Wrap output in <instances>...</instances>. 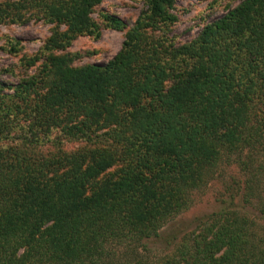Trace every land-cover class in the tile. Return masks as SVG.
Masks as SVG:
<instances>
[{
	"label": "trees",
	"instance_id": "obj_1",
	"mask_svg": "<svg viewBox=\"0 0 264 264\" xmlns=\"http://www.w3.org/2000/svg\"><path fill=\"white\" fill-rule=\"evenodd\" d=\"M102 1L0 0V22L52 24L16 82L0 77V264H264V0L181 44L174 0H144L131 25L103 12L127 28L120 49L74 65ZM221 167L237 175L219 209L151 253Z\"/></svg>",
	"mask_w": 264,
	"mask_h": 264
},
{
	"label": "rangeland",
	"instance_id": "obj_2",
	"mask_svg": "<svg viewBox=\"0 0 264 264\" xmlns=\"http://www.w3.org/2000/svg\"><path fill=\"white\" fill-rule=\"evenodd\" d=\"M239 1L174 0L170 12L174 14L176 20L169 27L167 36L176 44L189 42L203 25L221 16L228 7H233ZM145 6L144 0H103L96 5L90 13V17L96 22L100 34L98 37L78 35L72 40L66 51L78 53V58L73 64L104 63L120 49L127 28L108 27L105 25L101 13L115 14L131 25L140 12L145 9ZM51 26L52 24L37 19L35 16H31L26 21L6 20L0 22V77L2 79L16 82V76L12 73L20 71L19 57L23 54L36 53L51 35ZM64 28L65 26L61 27V29ZM76 144L70 142L64 145L69 149ZM220 170H222L221 176L209 180L205 186L195 191L190 206L161 229L160 237L148 240L151 253L167 250L165 235L168 232L186 231L194 226L196 219L219 209L222 199L229 195L226 187L234 186L231 176L237 175L235 169L231 167H221ZM261 190L264 195V186ZM248 210L250 214L253 213L252 208L249 207ZM255 213L256 211H254Z\"/></svg>",
	"mask_w": 264,
	"mask_h": 264
}]
</instances>
